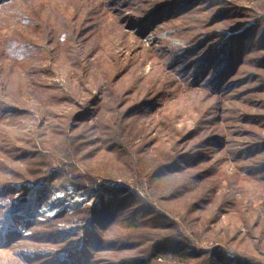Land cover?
<instances>
[{
    "label": "rangeland",
    "instance_id": "rangeland-1",
    "mask_svg": "<svg viewBox=\"0 0 264 264\" xmlns=\"http://www.w3.org/2000/svg\"><path fill=\"white\" fill-rule=\"evenodd\" d=\"M140 259L264 264V0H1L0 264Z\"/></svg>",
    "mask_w": 264,
    "mask_h": 264
},
{
    "label": "trees",
    "instance_id": "trees-1",
    "mask_svg": "<svg viewBox=\"0 0 264 264\" xmlns=\"http://www.w3.org/2000/svg\"><path fill=\"white\" fill-rule=\"evenodd\" d=\"M1 1V0H0ZM233 58V57H232ZM231 58V59H232ZM172 242L173 241H175V242H173L174 243V246H169V250H168V252L170 253V254H173L174 252H177L176 251V249H178V248H180L179 247V244L181 243L180 241H178V240H176V239H173V240H171ZM177 242L179 243V244H177ZM173 249V250H172ZM164 250H166V249H164ZM163 250V251H164ZM168 252H163V254L165 253H168ZM154 258H158V257H156L155 256V254H154ZM146 260L147 259H140L138 262H137V264H147L146 263ZM212 264H232L229 260H226V259H219L218 260V262L217 263H212ZM234 264H250V263H245V262H242V261H237V262H235Z\"/></svg>",
    "mask_w": 264,
    "mask_h": 264
},
{
    "label": "bare ground",
    "instance_id": "bare-ground-1",
    "mask_svg": "<svg viewBox=\"0 0 264 264\" xmlns=\"http://www.w3.org/2000/svg\"><path fill=\"white\" fill-rule=\"evenodd\" d=\"M52 205V204H51Z\"/></svg>",
    "mask_w": 264,
    "mask_h": 264
}]
</instances>
